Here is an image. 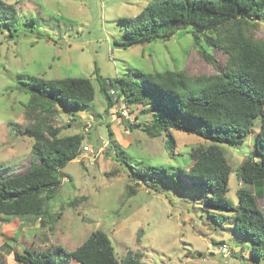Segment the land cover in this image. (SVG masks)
Wrapping results in <instances>:
<instances>
[{"label": "rangeland", "instance_id": "1", "mask_svg": "<svg viewBox=\"0 0 264 264\" xmlns=\"http://www.w3.org/2000/svg\"><path fill=\"white\" fill-rule=\"evenodd\" d=\"M6 1L16 5L21 21L34 16L39 23L32 33L22 32L25 28L20 25L22 33L14 37L0 30V175L24 172L33 158V139L13 129H24L38 115L26 107L28 95L13 89L18 75L89 77L95 98L91 106L79 110L60 107L53 121L61 126V135L83 133L82 144L93 152L80 153L63 168L62 183L49 203L50 215L43 221L26 216L8 220L0 215V264H25L16 260L15 252L24 253L26 248L73 250L95 230L109 235L120 259L132 249L146 264H264V257L258 259L242 246L232 220L217 225L201 199L195 203L192 196L175 188L159 184L155 189L136 182L124 161L189 168L192 149L211 142L179 130L170 135L148 134L143 123H151V115L143 114L139 105L128 104L130 118L122 117V101L108 106L97 79V75L113 79L128 74L136 79V70L213 74L225 66L221 50L210 48L214 60L207 61L190 29L176 31L169 40L118 45L120 17L137 15L149 0ZM241 26L264 40V20L256 26ZM138 122L141 125L130 127ZM260 124V117L255 118L243 144L217 143L233 168L228 196L235 202L242 187L236 171L247 155H256ZM170 136L173 149L165 146ZM259 202L262 205L261 196ZM69 264L80 263L71 259Z\"/></svg>", "mask_w": 264, "mask_h": 264}, {"label": "trees", "instance_id": "2", "mask_svg": "<svg viewBox=\"0 0 264 264\" xmlns=\"http://www.w3.org/2000/svg\"><path fill=\"white\" fill-rule=\"evenodd\" d=\"M263 20L264 0H149L137 15L120 17L122 35L118 45L169 40L176 31L190 29L196 45L202 44L201 54L207 61L214 60L210 48L221 50L226 56L224 68L199 76H191L184 69L153 73L136 70V79L131 74L113 79L97 75L108 106L126 101L151 115V123H143L148 134L170 135L179 130L211 142L192 149L193 164L189 168L135 164L126 158L132 179L155 189L159 184L175 188L192 196L195 203L201 199L217 225L232 220L242 246L258 259L264 257V40L245 32L241 25L256 26ZM37 23L34 16L21 21L16 5L0 0V30L8 36L35 32ZM20 25L25 29L19 33ZM111 88L115 94L110 93ZM13 89L28 95L26 107L38 115L24 129L13 126L16 132L33 139V158L24 172L0 175V215L8 220L26 216L43 221L50 215L49 203L62 183L63 168L77 158L84 139L80 132L61 135V126L53 120L60 107L79 110L91 106L95 88L89 77L18 75ZM258 117L261 124L256 155H247L237 168L242 187L237 190L235 202L228 196L233 168L217 143L243 144ZM139 125L141 122L130 127ZM165 146L174 148L171 136ZM15 258L25 264H69L71 259L80 264H146L132 249L118 258L111 238L103 230L93 231L73 250L63 246L26 248L24 253L16 251Z\"/></svg>", "mask_w": 264, "mask_h": 264}, {"label": "built area", "instance_id": "3", "mask_svg": "<svg viewBox=\"0 0 264 264\" xmlns=\"http://www.w3.org/2000/svg\"><path fill=\"white\" fill-rule=\"evenodd\" d=\"M115 92H116V90L114 88L110 89V93L115 94ZM119 112H120L122 117L130 118V115H131L130 107L126 101L121 102V110H119ZM86 151H92L89 145H83L80 153L86 152Z\"/></svg>", "mask_w": 264, "mask_h": 264}]
</instances>
